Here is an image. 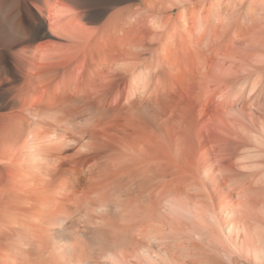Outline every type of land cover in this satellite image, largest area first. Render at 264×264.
<instances>
[{
  "label": "bare ground",
  "instance_id": "1",
  "mask_svg": "<svg viewBox=\"0 0 264 264\" xmlns=\"http://www.w3.org/2000/svg\"><path fill=\"white\" fill-rule=\"evenodd\" d=\"M0 264H264V0H0Z\"/></svg>",
  "mask_w": 264,
  "mask_h": 264
},
{
  "label": "rangeland",
  "instance_id": "2",
  "mask_svg": "<svg viewBox=\"0 0 264 264\" xmlns=\"http://www.w3.org/2000/svg\"><path fill=\"white\" fill-rule=\"evenodd\" d=\"M37 28H39V29H37ZM37 28H34L36 31H40L42 28L40 27V26H38Z\"/></svg>",
  "mask_w": 264,
  "mask_h": 264
}]
</instances>
